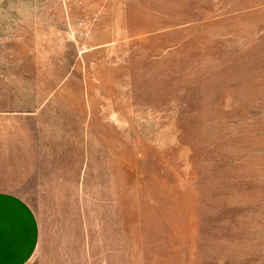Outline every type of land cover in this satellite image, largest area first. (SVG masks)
Instances as JSON below:
<instances>
[{"label": "rangeland", "instance_id": "obj_1", "mask_svg": "<svg viewBox=\"0 0 264 264\" xmlns=\"http://www.w3.org/2000/svg\"><path fill=\"white\" fill-rule=\"evenodd\" d=\"M58 89L115 199L105 264H264V0H0V123Z\"/></svg>", "mask_w": 264, "mask_h": 264}, {"label": "crops", "instance_id": "obj_2", "mask_svg": "<svg viewBox=\"0 0 264 264\" xmlns=\"http://www.w3.org/2000/svg\"><path fill=\"white\" fill-rule=\"evenodd\" d=\"M59 91L53 114L0 123V264H105L93 247L104 242L106 207L115 226V199L106 206L97 180L88 101L61 111Z\"/></svg>", "mask_w": 264, "mask_h": 264}]
</instances>
